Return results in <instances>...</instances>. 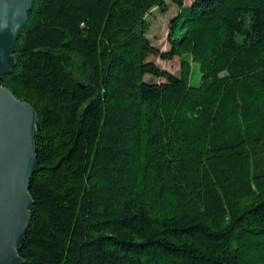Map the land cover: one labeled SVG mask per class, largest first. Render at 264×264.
I'll return each instance as SVG.
<instances>
[{"label": "trees", "instance_id": "trees-1", "mask_svg": "<svg viewBox=\"0 0 264 264\" xmlns=\"http://www.w3.org/2000/svg\"><path fill=\"white\" fill-rule=\"evenodd\" d=\"M11 60L41 168L22 264H264V0H32Z\"/></svg>", "mask_w": 264, "mask_h": 264}, {"label": "water", "instance_id": "water-1", "mask_svg": "<svg viewBox=\"0 0 264 264\" xmlns=\"http://www.w3.org/2000/svg\"><path fill=\"white\" fill-rule=\"evenodd\" d=\"M31 4L0 0V77L13 65L17 35ZM37 124L33 109L0 87V264H22L16 251L30 219L29 181L41 170L33 140Z\"/></svg>", "mask_w": 264, "mask_h": 264}, {"label": "rangeland", "instance_id": "rangeland-1", "mask_svg": "<svg viewBox=\"0 0 264 264\" xmlns=\"http://www.w3.org/2000/svg\"><path fill=\"white\" fill-rule=\"evenodd\" d=\"M185 5H188L191 0H183ZM167 5V12L161 13L159 9H153L151 14L147 17V20L150 24L148 31V38L157 48L160 50H165L168 48L166 43L167 36V23L169 18L174 16L177 12V7L171 4L169 1H165ZM152 62L156 63L160 67L166 69L170 73L178 76L180 73V61L178 58H175L171 62H161L156 57L150 58ZM200 66L197 63L192 64L191 66V76L189 78V83L192 86H196L200 83Z\"/></svg>", "mask_w": 264, "mask_h": 264}, {"label": "bare ground", "instance_id": "bare-ground-1", "mask_svg": "<svg viewBox=\"0 0 264 264\" xmlns=\"http://www.w3.org/2000/svg\"><path fill=\"white\" fill-rule=\"evenodd\" d=\"M20 2L23 6H26L28 4L29 0H20Z\"/></svg>", "mask_w": 264, "mask_h": 264}]
</instances>
